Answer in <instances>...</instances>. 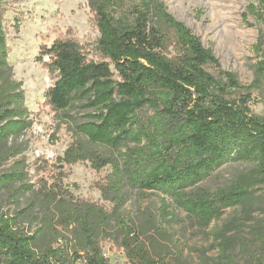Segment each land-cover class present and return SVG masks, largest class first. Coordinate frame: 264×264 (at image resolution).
I'll return each mask as SVG.
<instances>
[{
  "label": "trees",
  "instance_id": "16d2710c",
  "mask_svg": "<svg viewBox=\"0 0 264 264\" xmlns=\"http://www.w3.org/2000/svg\"><path fill=\"white\" fill-rule=\"evenodd\" d=\"M87 2L100 34L98 58L75 37L43 45L40 61L56 72L44 97L57 124L53 137L65 125L73 138L59 162L108 168L98 187L112 207L77 197L59 182L31 183L25 160L16 159L0 177V193L19 199L31 191L33 198L13 215L0 209V264H110L104 241L118 242L131 264H167L148 247L149 232L163 231L159 219L149 216L144 225L122 211L129 190L140 198L160 195L164 220L176 217L172 199L187 222L210 229L220 258H227L241 241L240 226L235 217L221 227L214 221L231 207L250 216L264 198L255 195L264 184V114L252 108L264 102V39L254 80L244 84L164 1L137 0L125 15L117 11L119 0ZM247 13L264 22V0H251ZM3 22L0 0V159H9L8 143L33 120L14 79ZM229 161L251 167L225 187L201 186ZM31 212L36 228L27 230L20 220ZM251 219L264 264V218Z\"/></svg>",
  "mask_w": 264,
  "mask_h": 264
},
{
  "label": "rangeland",
  "instance_id": "374dc122",
  "mask_svg": "<svg viewBox=\"0 0 264 264\" xmlns=\"http://www.w3.org/2000/svg\"><path fill=\"white\" fill-rule=\"evenodd\" d=\"M136 1L119 0L118 13L130 14ZM162 1L175 17L194 30L207 48L212 49L224 69L234 72L244 84L254 80V65L260 57L257 43L264 39V22L247 13L251 0ZM2 5L9 60L14 79L22 83L25 105L33 125L21 137L8 143L10 155L9 159H0V177L10 171L16 159L22 158L31 183L41 178L48 180L49 184L59 182L75 196L111 209L110 202L102 198L98 187L109 172L108 168L96 171L89 162L75 165L59 162L58 157L63 155L73 138L65 125L53 137L57 124L44 97L56 79V72H51L40 61L43 45H51L57 38L75 37L84 44L90 57L98 58L95 48L100 34L87 0H2ZM48 60L44 58V61ZM252 108L255 113L264 114V102H255ZM14 151L19 154L12 155ZM250 167L249 163L226 162L201 186L213 191L225 187ZM128 195V202L122 208L125 216L136 218L144 225L151 216L163 224L162 233L149 232L148 247L154 256L164 255L167 264H259V259L263 258L261 247L252 239L248 227L252 221L247 223V220L264 218V184L255 190V195L262 198L258 200L259 205L249 210L250 216L241 207H231L214 221L212 226L221 227L235 217L240 226L237 234L241 241L227 258H220L210 229L199 230L187 222L185 214L172 199H168L169 211L176 217L164 220L160 195L153 193L148 198H140L133 190H129ZM32 198L31 191L18 199L3 189L0 209L13 215L26 208ZM34 215L31 212L22 218L21 226L27 230L35 229L36 223L30 220ZM103 248L110 264H131L118 242L104 241Z\"/></svg>",
  "mask_w": 264,
  "mask_h": 264
}]
</instances>
